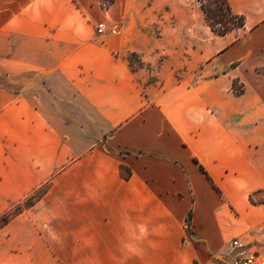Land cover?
Masks as SVG:
<instances>
[{
  "label": "crops",
  "instance_id": "0c3cea01",
  "mask_svg": "<svg viewBox=\"0 0 264 264\" xmlns=\"http://www.w3.org/2000/svg\"><path fill=\"white\" fill-rule=\"evenodd\" d=\"M226 2L241 35L206 59L197 33L144 86L126 56L152 61L198 25L172 0H0V75L17 87H0V215L44 189L0 228V264L264 257V204L248 200L264 190V77L245 72L264 67V0Z\"/></svg>",
  "mask_w": 264,
  "mask_h": 264
},
{
  "label": "rangeland",
  "instance_id": "374dc122",
  "mask_svg": "<svg viewBox=\"0 0 264 264\" xmlns=\"http://www.w3.org/2000/svg\"><path fill=\"white\" fill-rule=\"evenodd\" d=\"M109 1L110 0H100L102 4L108 5V7L110 5ZM203 1L205 4L209 3V0H203ZM172 3H173L172 4L173 10H171L170 13L173 15V17L175 16V13H178V14L183 13V12L189 13L190 15L194 17L195 20H198V25H196V22H195L193 26H190L187 35H183L178 39L176 38L175 39L176 42L172 45H169L166 48L164 55L162 54L157 55L156 57H153L152 61H148V58L142 60V56L138 54H134V53H133L134 55L128 54L126 56L127 58L126 61H127L129 69L133 72L139 71L144 74L143 75L144 77L142 80V85L144 86L153 84L156 81L155 73H156L157 67L160 61L162 60V58L170 56V62L172 64L176 61L178 50H180L182 54H184L185 56H188L187 53H185L184 51H187V50L190 51L191 47L196 45V34L197 33L199 36H204L206 59L207 58L211 59V57H213V55L216 53L217 49H216L215 41L218 40L219 36L212 33L210 29L208 28L206 21L204 19L203 13L199 8V5L194 0H172ZM202 27H204V33L202 32ZM241 33H242V29L235 30L231 32V34L229 33L230 35L228 38L238 37L239 35H241ZM173 72H174V76L176 77V80H178L179 76L177 75L178 73L177 70H174ZM245 72L252 76H255V74H259L261 77L262 76L264 77V67L256 68L254 70H246ZM207 77L208 76H206V78ZM234 81H235V85L233 87L234 89L236 90L243 89L242 83L239 80L234 79ZM0 87L2 88L9 87L8 89H11L12 91L17 90V87L9 86L5 78L1 75H0ZM253 200L264 202V190L254 195Z\"/></svg>",
  "mask_w": 264,
  "mask_h": 264
},
{
  "label": "trees",
  "instance_id": "16d2710c",
  "mask_svg": "<svg viewBox=\"0 0 264 264\" xmlns=\"http://www.w3.org/2000/svg\"><path fill=\"white\" fill-rule=\"evenodd\" d=\"M198 5L200 10L203 13L204 19L210 31L218 36H223L229 34L235 30L244 28V18L242 15H237L232 13L229 5L226 0H209L208 4H205L203 0H194ZM99 3L102 7L107 8L108 5L102 4L99 0ZM112 3V0L109 1V4ZM129 55H134L133 53ZM127 59V58H126ZM235 81L231 82V92L234 95H240L243 92V89L236 90L234 89ZM195 163H197L194 160ZM200 172L205 176L207 181L217 190L212 184L211 179L204 171V169L199 165ZM122 176L127 179L129 177V170L122 166L121 167ZM44 189H38L30 196L26 197L23 201L12 205L6 212L0 215V228L4 226L10 219L20 214L23 210L32 206L35 201L43 194ZM260 191L250 194L248 200L251 204H264L263 201H254V195L258 194ZM30 200V201H29Z\"/></svg>",
  "mask_w": 264,
  "mask_h": 264
},
{
  "label": "built area",
  "instance_id": "2783aa9c",
  "mask_svg": "<svg viewBox=\"0 0 264 264\" xmlns=\"http://www.w3.org/2000/svg\"><path fill=\"white\" fill-rule=\"evenodd\" d=\"M104 31L102 24H98L96 27V32L101 35ZM238 246L237 241H233L230 244V248L233 249ZM228 264H264V257L258 251H240L234 254L232 257H228Z\"/></svg>",
  "mask_w": 264,
  "mask_h": 264
},
{
  "label": "water",
  "instance_id": "95a60500",
  "mask_svg": "<svg viewBox=\"0 0 264 264\" xmlns=\"http://www.w3.org/2000/svg\"><path fill=\"white\" fill-rule=\"evenodd\" d=\"M241 250H236V251H234L232 254H230L229 255V257H232L234 254H236V253H238V252H240Z\"/></svg>",
  "mask_w": 264,
  "mask_h": 264
}]
</instances>
